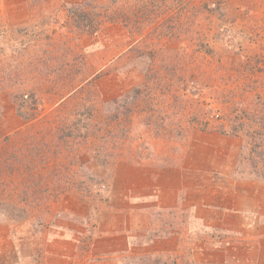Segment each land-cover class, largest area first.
Returning a JSON list of instances; mask_svg holds the SVG:
<instances>
[{
  "label": "rangeland",
  "instance_id": "1",
  "mask_svg": "<svg viewBox=\"0 0 264 264\" xmlns=\"http://www.w3.org/2000/svg\"><path fill=\"white\" fill-rule=\"evenodd\" d=\"M72 8L92 20L78 24ZM218 135L242 140L232 178L250 208L242 188L264 178V0H0V223L16 238L86 243L106 207L128 208L145 167L191 147L220 160ZM212 200V228L192 229L183 203L160 233L185 245L139 246L128 264H264Z\"/></svg>",
  "mask_w": 264,
  "mask_h": 264
},
{
  "label": "crops",
  "instance_id": "2",
  "mask_svg": "<svg viewBox=\"0 0 264 264\" xmlns=\"http://www.w3.org/2000/svg\"><path fill=\"white\" fill-rule=\"evenodd\" d=\"M216 137L219 142L211 145L214 146V157L218 158L222 146L227 151L225 154L222 148L223 157L220 160L215 161L208 153H202L200 148L191 147L180 163L145 167L143 173L135 177L136 181L133 183L136 189L132 193H125V198L129 199L128 208L118 210L112 206L106 207L99 221L96 220L86 243L66 234L52 235L42 243L37 233L26 235L30 239L26 241L25 237L16 238L12 224L0 223V261L6 262L8 255H14L30 258L40 264H128L131 256H134L135 248L139 246L144 249L150 246L155 252L181 249L185 245L182 232L160 233V230L168 228L165 216L168 213L173 216V212L176 214L180 209L179 215H182L183 203H186L192 229H197L199 222H203L206 228H212L215 220L210 203H214V197L221 198L224 206L222 225L229 230L241 231L244 239H257L254 250L259 251L261 248L264 258V179L249 181L251 186L242 188L245 195L248 193L246 196L253 199V205L250 202V208H244L232 178L238 154L242 150V140L239 137L230 139L226 135ZM203 179L208 184L212 182L214 186L204 185ZM220 185L224 187L221 188ZM139 205L141 206L138 207ZM222 205L219 204L220 207ZM251 209L254 210L256 219H259L254 229L246 216ZM231 213L237 218L236 221H230ZM170 219L175 221L174 218ZM254 230L256 233H253ZM152 233L155 236L149 240ZM229 246L228 256L236 251L238 258L243 257L241 246L233 247L231 243Z\"/></svg>",
  "mask_w": 264,
  "mask_h": 264
},
{
  "label": "trees",
  "instance_id": "3",
  "mask_svg": "<svg viewBox=\"0 0 264 264\" xmlns=\"http://www.w3.org/2000/svg\"><path fill=\"white\" fill-rule=\"evenodd\" d=\"M70 16L72 18L76 19V22H78V24L79 23L84 24V21L86 23L87 21L92 20L89 16L88 12L86 10H81V9L72 8V10H70Z\"/></svg>",
  "mask_w": 264,
  "mask_h": 264
}]
</instances>
